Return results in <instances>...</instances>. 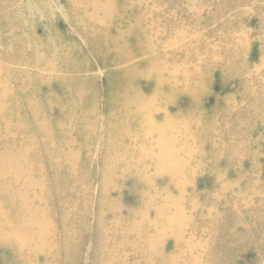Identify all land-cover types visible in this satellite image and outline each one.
Listing matches in <instances>:
<instances>
[{"label": "rangeland", "instance_id": "374dc122", "mask_svg": "<svg viewBox=\"0 0 264 264\" xmlns=\"http://www.w3.org/2000/svg\"><path fill=\"white\" fill-rule=\"evenodd\" d=\"M46 1L59 8L48 12L41 0H0V21L9 18L3 27L0 22L1 66L7 67V57L16 56L25 44L10 45L9 41L22 33L20 21L27 17L23 6L31 4L45 24L43 39L52 44L46 59L50 62L53 55L52 65L58 70L59 80L54 75L49 82H39L37 89L31 80L29 87L37 95L33 103L40 111L37 107L35 117L28 113L22 117L27 132L23 127L16 143L23 139L13 148L15 153L17 148L22 151V191L28 168L31 179L42 172L41 188L28 187L25 195L50 232L46 241L53 250L48 257L41 255L43 263L95 264L98 240L108 239L99 254L110 257L108 264H264V0ZM70 59L77 64L83 59L104 63L103 68L94 69L96 76L118 88L126 82L133 84L130 89L136 84L146 97L160 93L154 97L160 112L155 120L177 117L165 139L172 146L167 165L177 156L188 161L178 175L179 186L171 184L164 191L163 183L149 189L140 180H131L126 167L124 173L120 170L126 177L122 185L116 180L107 187L105 202L98 195L82 208L76 192L79 185L72 183L75 176L69 171H84L79 179L87 178L92 194L97 195V178L85 170L99 169L100 157L115 155L116 150H109L94 128H82L86 122L83 98L91 89L76 81L73 86L78 88L67 95L64 88L69 79L62 75ZM125 62L136 74L127 79ZM141 67L150 78L139 79ZM151 68L161 71V86L157 87L156 73H149ZM8 81L12 92L24 88L22 97H26L29 88L16 82L15 72L11 71ZM251 103L259 110L257 116L250 115ZM10 105L1 101L3 117L10 118L6 110ZM105 120L100 117L99 123L103 126ZM128 129L132 133V127ZM131 138L120 141V152L130 153L139 145L138 137ZM84 139L92 148L89 154ZM6 142L0 132V153ZM153 147L155 157L160 150ZM63 153L73 155L69 165L65 158L56 162L53 156ZM121 187H128L133 195L158 192L161 196L151 202L143 196L132 199L122 195ZM13 202L0 199L1 209L10 217L15 213L26 218L27 211L18 210ZM169 217L175 222L171 232L166 228ZM154 220L158 223L152 229ZM8 231L0 225V237ZM157 234L159 238H153ZM5 246L0 243V264H22L12 261ZM77 254L85 261L74 258L72 262ZM21 259L31 264L23 255Z\"/></svg>", "mask_w": 264, "mask_h": 264}, {"label": "bare ground", "instance_id": "6f19581e", "mask_svg": "<svg viewBox=\"0 0 264 264\" xmlns=\"http://www.w3.org/2000/svg\"><path fill=\"white\" fill-rule=\"evenodd\" d=\"M71 1L72 3H75V0ZM41 2L48 12H51L55 6L56 8H59L57 7V3H53L54 5H51L46 0H41ZM25 9H27V17L20 21L22 33L15 35V38L9 41L10 45L16 43L25 44L20 47V50H16V56H13L12 58L7 57L9 59L6 60L7 62L5 63L7 67H2L0 64V103L2 100H4V102L7 100L12 104V106L10 105L6 108L7 112L8 110L10 112V118L3 117V115H1L0 109V126L3 130L2 131L0 129V132L4 133V139L7 141L4 145L5 147L1 149L0 153V199L3 200L5 198L8 201L12 200V202L15 200L13 203L14 205L19 206L18 210L23 208L24 211H27V214L25 215L26 218L24 219H21V217L15 213L11 215L12 217H10L7 212L1 209L2 207L0 204V221H2L0 222V225H4L6 229L10 230V232H7L8 234L0 237V243H6V251L12 254V261H17L18 259L20 263L26 264L24 260L21 259L23 255L25 259L31 264H46L43 263L41 255L48 257L50 256V251L53 250V244L49 245V243L46 241V237L50 235V232L48 231V225L38 220L37 208L32 205L29 199H26L27 197L25 195L28 193L26 192L28 187L35 186L41 188L44 182L42 172L39 171L37 173L38 176H36L34 179H31L30 176H32V172L30 171V168H28L23 178L24 187L22 191V176L24 174L23 164L21 161V159H23L21 155L22 151L17 148V153H15L13 152V148L16 149L17 145L21 143L23 139L21 138L19 143H16L17 139L21 135L23 127L24 131L27 132V125L25 124L26 122L22 120V117H24L27 113L31 117H35L37 113V107L40 111V107L33 103V99H35L37 95L29 87L31 80L34 82V88L37 89L40 87L39 82H49L51 79H53L54 75H56V80H59V78L58 70L54 69L52 65L51 58L53 55L50 56V62L47 61L48 59H46L52 44L50 40L43 39L46 37L44 29L45 24L40 20L39 14L37 13L36 9L33 10L31 4L23 6L24 11ZM8 21L9 18H4V20L0 21L2 22V27L4 24L6 25ZM40 26L43 28H40ZM41 29L44 30L42 31ZM74 54L75 52H73V56ZM17 56L18 60H16ZM75 56L78 57V55ZM84 59L78 64L74 63L71 59L65 61L66 66L64 64V74L62 76L67 77L69 80L66 81L68 88H64V90L67 91V95L70 97V91L76 90L78 88V86H73L74 82L76 83V81H83L85 84H87V86H89L91 90L89 94L87 93L88 95L83 98L85 101H83L81 95H79L80 102L83 101L84 109L86 110V113H84V115H86V122L84 119V126L82 128L86 129L87 131L94 128V130H96L103 138H105L103 141L107 143L106 145H108V149L111 151L116 150V154L100 157L101 159L99 169H97V167H88L85 170L88 171L93 178L94 176L97 178L98 188L100 190L97 195L92 194V185L87 178L79 179V176L84 171L78 173H75L73 170L69 171L70 174L75 176V178L72 179V183H77V186L79 185L76 192L78 191L77 196L81 200L82 208L85 207L88 202L93 200L94 197L98 198V195H101L100 201L105 202L104 199H107L109 196L106 194V191L108 190L107 187H109V185H113V182H116V180L119 181L120 186L122 185V182L126 177L120 173V170L124 173L126 167L130 168V172L127 175H131V180H140L143 184L145 183L149 189H156L159 185L162 186L163 183L164 191L168 190L171 184L173 186H179L182 179H179L178 175L181 176V174H183L181 173V170L188 163V161H186L184 157L177 156V159H175V157L172 156L171 158L175 159V161L167 165V153L172 148V146L169 145L165 139H167L166 135L168 134L169 130L174 127L175 124L173 120L176 121L177 117L164 120L162 118V120L158 122L155 120V116L160 112H158V108L156 106L158 102L154 97L160 96V93L152 94L153 97H146L145 91L141 90V88H136V84H134L131 89L129 86H132L133 84L130 83L128 85L126 82H122L121 84H124L122 87L120 85L119 88L113 86L110 80H101L96 76V70L94 69L103 68L105 66L104 63H101L98 60L92 64ZM14 61L17 63L14 64ZM122 68H124V75L126 79L127 77L131 78L132 76L136 75L132 70V67L126 66V62L123 64ZM140 69L142 71V67ZM151 69L152 71L149 73L154 75V73H156V68ZM144 70L145 69H143V71L139 72L137 75L140 76L139 79L147 76L150 78V75L144 72ZM11 71L15 72L16 74V82L20 83L21 85L23 84V87L29 88L25 98L22 97V94L25 95L24 88L18 87L13 92L11 91L8 81V78L11 76ZM239 72L241 75L245 74L240 68ZM160 73L161 71L155 74L157 80H159H156L157 87L162 85V81L159 78ZM248 75H250V73ZM58 99L56 100V103L59 102ZM256 100L257 99H253V102ZM254 106L255 105L253 103L249 105L250 115L257 116L259 114V110L254 109ZM70 111L71 108L69 109L68 107L67 113L69 115ZM117 112H120L119 116H116ZM100 117L104 118V120L106 119L103 126L99 123ZM93 119L95 121H93ZM68 122L69 120H67V123ZM125 127H127V129ZM129 127H132V133L129 131ZM112 136L116 137V141H113L115 139H113ZM131 136L135 137V141L137 140L136 137H138L139 145L132 148L134 150L129 151L130 153L120 152L118 149V144L122 143L120 141H131ZM85 139L83 140L84 147H87L85 150L88 151L89 154L92 148L89 146V143H86ZM153 145L156 146L158 150H160V153H157L155 157L153 156L152 152L154 149ZM64 154L65 153L59 154L58 156L53 154V156L56 158V162H63L62 159L65 158L66 162L64 163L69 165L71 160H73V155L69 153L66 155ZM56 162L54 161L53 163L55 164ZM117 167H120V169L118 170ZM166 180H169L171 183L167 182ZM136 184H139V182L136 181ZM79 188L80 190H78ZM121 189L124 191L121 192L122 195L127 194L128 198L132 197V199L137 200H139L138 197L141 198L143 196L144 198L147 197V200L151 202L154 200V198L161 196V194L158 192H154L150 194V196L145 194H142L141 196V193H134L133 195V193H130L132 191L128 190V187H126V190H124L122 187ZM142 190L143 189H141V191ZM144 191H147L146 187ZM71 193L72 192L70 191V194ZM79 199L77 200L80 202ZM163 199L165 198L163 197L161 200ZM169 200L170 197H167V202H169ZM70 202L72 201L70 200ZM101 207L102 206L100 205V208ZM127 211L130 210L127 209ZM176 215L177 213L175 216ZM176 219L179 218H175V220ZM157 223L158 222L155 220L152 221V229ZM174 223V220L169 217L168 225L166 227L169 232H171ZM114 228H116V226ZM100 229L101 228L98 226V230ZM159 236V234H157V236L153 235V238L158 239ZM149 237H151V235ZM107 241L108 239L98 240V251L97 253L95 251L94 258L92 257L95 264H108L110 261V257L108 255L99 257L100 248ZM74 258L78 261H85V258H83L81 254L74 256L72 262H74ZM40 261L41 263H39ZM47 263L50 264L51 262L48 261Z\"/></svg>", "mask_w": 264, "mask_h": 264}]
</instances>
